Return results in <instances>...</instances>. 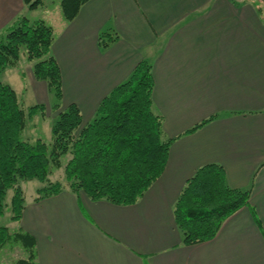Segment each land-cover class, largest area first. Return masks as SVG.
Masks as SVG:
<instances>
[{
    "label": "crops",
    "instance_id": "1",
    "mask_svg": "<svg viewBox=\"0 0 264 264\" xmlns=\"http://www.w3.org/2000/svg\"><path fill=\"white\" fill-rule=\"evenodd\" d=\"M23 7L0 0V31ZM43 9L38 20L55 32L62 109L75 104L83 125L91 122L147 60L155 112L175 140L162 175L135 205L69 190L26 200L19 226L34 237L39 264H264V18L252 0H90L71 22L59 1ZM103 32L118 36L106 50ZM211 164L223 167L231 188H252L258 222L243 208L213 240L184 246L173 206L186 181Z\"/></svg>",
    "mask_w": 264,
    "mask_h": 264
},
{
    "label": "trees",
    "instance_id": "2",
    "mask_svg": "<svg viewBox=\"0 0 264 264\" xmlns=\"http://www.w3.org/2000/svg\"><path fill=\"white\" fill-rule=\"evenodd\" d=\"M89 1L60 0L64 20L73 21ZM252 1L264 18V0ZM23 3L33 11L43 5V0H23ZM54 38L52 26L42 20L31 22L25 16L17 17L0 34V74L6 68L16 67L24 50L27 61L34 63V79L47 85L56 100L53 110L59 111L49 143L41 139L24 140L21 135L27 121L38 112L44 113L46 106L23 108L13 87L0 79V218L5 216L7 192L13 190L10 203L13 222H20L25 208L24 193L19 186L23 181L47 183L37 191L35 202L69 190L76 195L83 192L93 202L137 204L162 175L175 140L165 135L163 118L155 112L153 67L147 60L140 61L128 79L102 100L91 122L83 125L81 111L75 104L62 109L61 72L51 49ZM117 40V34L103 32L99 35V48L106 50ZM213 119L186 133L197 131ZM66 156L69 158L64 165L65 184L49 182L51 171L61 168ZM251 193V187L231 188L219 165L199 168L186 181L173 206L182 245L213 240L223 223L243 208H248L258 222L250 203ZM10 242L19 243L27 254L16 264H39L34 237L21 227L11 232L0 224V252Z\"/></svg>",
    "mask_w": 264,
    "mask_h": 264
},
{
    "label": "rangeland",
    "instance_id": "3",
    "mask_svg": "<svg viewBox=\"0 0 264 264\" xmlns=\"http://www.w3.org/2000/svg\"><path fill=\"white\" fill-rule=\"evenodd\" d=\"M58 1L60 6V0H43V6H40L38 8V11L35 13L28 10L24 5L17 17L25 16L29 20L35 19V21H38V19H40V15L44 10L43 8L50 7L56 4V2ZM16 18L10 24H8L6 28L2 29L0 31V34L5 33V31H7L8 28L13 25ZM33 65L34 63L27 61L24 50H22L20 53V60L18 65L16 67L6 68L5 70H3L0 74V79L13 87L23 108L28 109L38 104H44L46 106V110L44 113L38 112L35 116L27 121L26 129L23 131L21 136L24 140L30 142H33L35 139H41L49 143L51 141V129L55 120L57 119L59 111L53 110V106L56 104L53 93L45 88L44 82H38L34 79L32 73ZM68 158L69 157L67 156L63 157V166L59 169H53L51 171L50 175L48 176L49 182H61L62 184H65L64 165L66 164ZM46 185L47 183H42L38 180L23 181L19 183V186L24 193L25 202L26 200L28 201L32 198L35 201V199L39 196L37 191ZM81 193L84 194L83 192H80L79 194ZM13 195V190H9L7 192V197L5 200V216L0 218V224L8 227L11 232L16 231V229L20 227L19 222H13L10 219L12 216L10 203ZM25 258H27V254L24 248L19 243L10 242L0 252V260L2 264H16L19 259Z\"/></svg>",
    "mask_w": 264,
    "mask_h": 264
}]
</instances>
